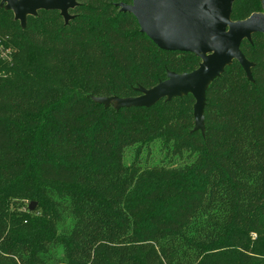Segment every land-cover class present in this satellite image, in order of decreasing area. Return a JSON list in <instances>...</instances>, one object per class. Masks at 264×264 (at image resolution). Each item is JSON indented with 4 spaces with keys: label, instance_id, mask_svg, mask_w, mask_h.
<instances>
[{
    "label": "trees",
    "instance_id": "trees-1",
    "mask_svg": "<svg viewBox=\"0 0 264 264\" xmlns=\"http://www.w3.org/2000/svg\"><path fill=\"white\" fill-rule=\"evenodd\" d=\"M78 2L68 25L0 6V264H264V36L241 44L251 80L233 61L209 85L195 131L190 94L95 100L201 59L156 46L116 7L132 0ZM262 12L236 0L231 20Z\"/></svg>",
    "mask_w": 264,
    "mask_h": 264
},
{
    "label": "water",
    "instance_id": "water-1",
    "mask_svg": "<svg viewBox=\"0 0 264 264\" xmlns=\"http://www.w3.org/2000/svg\"><path fill=\"white\" fill-rule=\"evenodd\" d=\"M79 0H2L0 6L11 11L22 27L29 16L40 11L58 12L66 25L73 16L70 12ZM236 0H132L119 3L120 12L132 14L144 33L160 49L168 52H185L197 55L201 62L190 73L168 72L167 79L152 88H137L140 95L129 98H95L106 106L119 110L128 107L149 108L163 99L167 101L187 94L194 98L193 117L195 131H204V110L209 85L233 61L239 62L251 80L249 62L241 51L244 41L251 42L252 35L264 36L263 12L254 13L242 21H232ZM31 202L29 211H34Z\"/></svg>",
    "mask_w": 264,
    "mask_h": 264
},
{
    "label": "rangeland",
    "instance_id": "rangeland-1",
    "mask_svg": "<svg viewBox=\"0 0 264 264\" xmlns=\"http://www.w3.org/2000/svg\"><path fill=\"white\" fill-rule=\"evenodd\" d=\"M131 157H132V155H131V151H128L127 154H126V161L129 162V161L131 160ZM32 202H34V201H32ZM30 203H31V202H28V203H27V207H28V208H29ZM36 206H37V204H36ZM35 208H36V207H35Z\"/></svg>",
    "mask_w": 264,
    "mask_h": 264
},
{
    "label": "built area",
    "instance_id": "built-area-1",
    "mask_svg": "<svg viewBox=\"0 0 264 264\" xmlns=\"http://www.w3.org/2000/svg\"><path fill=\"white\" fill-rule=\"evenodd\" d=\"M6 53L7 51H3L2 48L0 47V58H4Z\"/></svg>",
    "mask_w": 264,
    "mask_h": 264
}]
</instances>
